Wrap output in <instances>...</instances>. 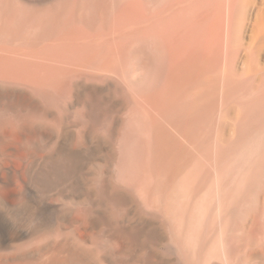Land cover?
<instances>
[{
	"label": "bare ground",
	"instance_id": "bare-ground-1",
	"mask_svg": "<svg viewBox=\"0 0 264 264\" xmlns=\"http://www.w3.org/2000/svg\"><path fill=\"white\" fill-rule=\"evenodd\" d=\"M109 6L110 0H0V137L6 124L33 137L26 144L31 173L15 201L3 198L0 206L5 264H264L261 50L243 42L244 27L235 30L227 9L218 23L225 63L213 66L214 54L209 61L198 55L206 33L204 42H192L197 54L168 61L164 41L147 35L156 28L90 32ZM258 29L252 41L264 32ZM133 50L129 67L134 72L142 60L147 73L126 84L127 94L120 90V114L111 113L110 100L97 110L91 102L98 95L88 90L64 135L62 113L40 98H57L84 72L97 86L103 79L117 85ZM239 52L246 57L241 71L231 59ZM4 171L10 175L11 165L0 164ZM54 191L60 200H52ZM78 207L86 223L72 218Z\"/></svg>",
	"mask_w": 264,
	"mask_h": 264
},
{
	"label": "rangeland",
	"instance_id": "rangeland-1",
	"mask_svg": "<svg viewBox=\"0 0 264 264\" xmlns=\"http://www.w3.org/2000/svg\"><path fill=\"white\" fill-rule=\"evenodd\" d=\"M226 4H228L227 8H226ZM70 8L73 10L72 7ZM227 9H229L230 13L232 14V18H233L232 21H233V25H235L234 27L235 30L237 31L238 29H242L244 27L243 28L244 30L242 29V31H244L242 32L243 42L245 44H250V45L252 43L253 48H255V50L257 49L261 50L259 52L257 50L258 55H260V57L258 56L257 58H259L258 60H260L259 64L261 66L263 65L262 67H264V41H263L264 37L262 36V34L264 35V32L260 34L261 36L258 35L257 38L254 41H252L253 35L255 37L260 32L258 27L262 28L264 26V0H110V6L104 13V16H102V14H98L97 15L98 17L96 18L94 23L95 28L93 27L89 31L95 33L98 32V30H100L98 33H101V31L103 33H105L106 31L107 32L110 31V33L108 32V34L111 33L114 34L120 32L119 34L122 36V35H131L134 33L146 32L145 31L146 29L151 31V29L154 30L156 28L155 31H151L147 35L153 36L155 43L157 39H159V41L160 40L164 41V43H162L161 46L164 45L163 49L166 47L164 51L166 50L167 57L165 56V58L168 59V61L171 60L172 54L175 56L176 55L179 56L180 53L186 54V52L197 54L193 52V50L197 48L195 47V45L202 40V38L200 39V36L206 33L207 37L204 35L206 37V38L204 37L206 39L205 44L202 43L199 44V46L197 45L200 48L199 50L200 53L198 52V50L196 52L199 53L198 55L201 54V56H204V58L206 60L208 59V61L210 60L209 56L212 58V54H214V58H212V61L214 59L215 62L212 63V61H210V63H212L211 65L214 66L217 64V61L223 64L228 60V58L223 57L224 55L222 53V47H219L220 36L222 31L218 26L220 24L219 22H221L220 20H223L222 16L225 17L223 13H225ZM102 17H103L102 20L103 25L100 24L99 27V23L101 22ZM244 20L246 22H243ZM77 23L78 22H76L74 25H76ZM243 23H246V25ZM252 24H254L255 27L252 26ZM221 25L222 24H220V26ZM74 27L80 29L81 27H84V24L82 22H79ZM252 28H255V30ZM251 30L252 31L254 30L253 33H251ZM197 38L200 40H198ZM259 38L261 39V41L259 40ZM205 39L202 41L204 42ZM94 40H97L96 42H99V39H94ZM258 40L259 42L257 43L256 41ZM110 41L113 42L112 40ZM120 41L123 42V40ZM162 41H160V43ZM212 41L215 44L214 43L212 44ZM192 42H195L194 43L195 45ZM157 43L159 44L158 41ZM191 43L192 45H190ZM260 44L263 46L255 47V46H260ZM212 45L215 46L212 47ZM190 46L191 48H189ZM192 46L194 49H192ZM187 48L191 50H189L188 52L186 50ZM211 48L213 49L215 48V51L212 50ZM201 49L205 50L206 55L203 54L204 50L201 51ZM210 49L214 51V53ZM170 50L172 51L171 53H169ZM206 50H210L212 53H210V51H208L209 53H207ZM241 51L242 50H240V52ZM240 52L237 54V56H234V54L232 55L233 57L231 56V59L233 58V60H235V62L237 63L236 65L239 71L242 70V67H245V60H246V57ZM134 54H135V50H133L132 55L129 56L126 55L125 70L122 73V76L120 77V81L117 82V85L115 86H112L108 82H105L106 79L105 80L103 79L101 81L98 80L97 82H100L102 84L99 83V85L97 86L95 83H92L94 82V80L90 81V78L92 77L93 74L91 72H84V76L81 79L78 77L73 81H69L67 83L66 88L63 87L61 90H59L56 96L57 98L52 99V97H50L49 99L48 97L49 95L46 96L45 98H40L43 107L48 106L47 109H50V107L53 108L55 106L56 111H60L62 113L61 122L65 129L64 135L66 133L69 134L73 129V126L76 122L75 123L73 122L72 112L75 108H81V104L83 102L85 103L84 94L89 92L90 90H93L98 95L97 97L100 100L99 102L96 101L94 103L92 101L91 102L92 106L93 104L94 106L96 105L97 110H99L100 108L105 107L108 104L106 101L110 100L111 102L108 101L110 104V105L108 104L109 105L108 107L114 108V109L111 108L112 110L110 109L111 113L117 112L118 114H120V110L122 107L121 106L122 102L120 101H123L124 98H121V95L119 96V94H121L124 90L125 92L123 93L127 94L128 92L127 87L129 88L130 85H132L130 82H132V80H134V78H136L137 75L139 74L141 75V71H144V69L141 70L142 60H138L140 66H138L137 69L134 67L135 68L134 72L129 67V60ZM169 55L171 58L169 57ZM144 72L147 73L146 70ZM112 81L114 82V84H116V81L114 80ZM86 82L95 84V86L85 85ZM126 84L127 85L129 84V86H127ZM108 86L111 88H108ZM113 87L115 88V90L117 89L115 92H113L114 91ZM120 90L123 91L119 93ZM117 91L118 94L115 95ZM112 93L113 96L111 95ZM106 95L109 96L107 97L109 99L106 98ZM123 96L125 95L123 94ZM45 99L46 101L48 100L50 102V106L48 103L46 104ZM56 101H58L57 106L55 104L57 103ZM117 108L118 109L120 108L119 112ZM117 113H115L116 114L115 127H117L120 122L119 115H117ZM5 126L6 127L3 128L4 129L3 131L4 132L6 131L5 132L6 137L5 138L0 137V164L4 166L6 165L8 166L10 164L13 172L10 175H6L5 171L3 173L0 172V206L1 207L4 206V204L2 203L3 198L4 200L6 199L9 201H15L22 188L23 181L28 178L31 158L28 156L26 150V144L27 146L28 145L30 146V144L33 143L32 134L30 133V131L25 130V128L22 125L13 126L12 129H10V126H8L7 124ZM41 126L42 125H40V127ZM41 130L43 131L44 129ZM70 142H72V140H69L68 142L69 147L67 148L71 147ZM39 153L41 154L42 151H40ZM67 153L68 151H66V154ZM89 160L90 159H87L86 162L88 163ZM55 195L56 194L54 191L52 195L53 196L52 200H54L55 198V200L58 201L62 198V196H58V195H56L57 196L56 198ZM62 200H66V198H63ZM72 218L81 220L83 223H86L85 215L81 207L74 209L72 213ZM64 224L66 225V223ZM8 253H9V241L7 242L5 241L0 249V264H5V261L9 256Z\"/></svg>",
	"mask_w": 264,
	"mask_h": 264
}]
</instances>
